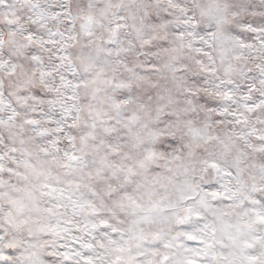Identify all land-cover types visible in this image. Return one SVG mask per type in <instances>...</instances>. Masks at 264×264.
Masks as SVG:
<instances>
[{"label": "snow or ice", "instance_id": "6c2138e0", "mask_svg": "<svg viewBox=\"0 0 264 264\" xmlns=\"http://www.w3.org/2000/svg\"><path fill=\"white\" fill-rule=\"evenodd\" d=\"M0 264H264V0H0Z\"/></svg>", "mask_w": 264, "mask_h": 264}]
</instances>
